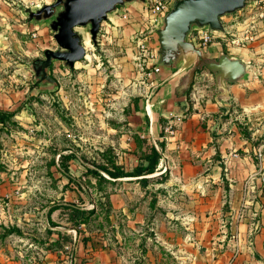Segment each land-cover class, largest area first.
Returning <instances> with one entry per match:
<instances>
[{
  "label": "rangeland",
  "instance_id": "rangeland-1",
  "mask_svg": "<svg viewBox=\"0 0 264 264\" xmlns=\"http://www.w3.org/2000/svg\"><path fill=\"white\" fill-rule=\"evenodd\" d=\"M55 1L0 0V111L13 114L0 113V264H192L199 254L208 256L211 219L198 215L193 199L212 188L181 184L178 166L171 168L160 146L190 108L169 123L160 117L157 133L147 119L161 72L156 68H162L158 29L176 0L165 14L159 3L148 11L149 0L118 6L102 22L98 45L90 25L76 27L85 57L74 68L54 60L49 79L38 83L34 60L59 44L52 19L29 21V10ZM221 20L224 31L215 34L228 41L202 45L198 27L188 39L214 56L225 52L249 64L221 110L238 124L234 148L255 167L244 180L242 202L252 225L250 241L262 230L264 210V0H246L243 9ZM153 145L163 157L149 177L166 171L163 183L143 187L136 177L112 178L102 169L131 171ZM220 178L227 183L224 173ZM79 209L89 213L79 215ZM228 233L236 244L239 230Z\"/></svg>",
  "mask_w": 264,
  "mask_h": 264
},
{
  "label": "crops",
  "instance_id": "crops-1",
  "mask_svg": "<svg viewBox=\"0 0 264 264\" xmlns=\"http://www.w3.org/2000/svg\"><path fill=\"white\" fill-rule=\"evenodd\" d=\"M155 76L157 92L151 96V103L146 105L147 119L152 125L150 131L156 130L157 133L160 117L169 123L172 116L182 115L190 108L184 121L178 123L180 127L177 132L172 136L166 134L164 156L168 158L171 168L178 166V181L181 184L188 181L193 187L212 188L207 196L201 193L194 195L193 201L200 208L198 215H208L212 226L206 233L208 256L195 255L198 259L192 264H264V210L260 219L262 230L250 241H247V236L252 225L238 218L246 191L244 180L253 174L255 167L246 152L234 148V145H238L233 143V139L237 140L239 136L238 124L224 118V109L216 103L218 90L216 85L213 89L214 75L206 70H198L189 94L185 93L183 97L178 94L179 74L176 68L162 65L161 72ZM228 86L233 94L234 86L239 85L234 82ZM155 116L157 119L154 120ZM165 121L161 122V126ZM174 122L177 123V120ZM244 149L249 150L248 147ZM208 170L212 175L210 179L202 177L203 172ZM223 173L226 184L220 178ZM225 222H232L233 226L226 225L225 228ZM235 229L239 230V240L236 241L238 249H235V241L228 238V231Z\"/></svg>",
  "mask_w": 264,
  "mask_h": 264
},
{
  "label": "water",
  "instance_id": "water-1",
  "mask_svg": "<svg viewBox=\"0 0 264 264\" xmlns=\"http://www.w3.org/2000/svg\"><path fill=\"white\" fill-rule=\"evenodd\" d=\"M133 1L145 0H56L42 8L29 10V21L52 19L59 48L47 49L45 59H36L33 68L37 82L49 79L48 69L54 60H61L74 68L77 61L86 55L81 35L75 30L79 26L90 25L92 41L98 45L101 24L118 6ZM246 6V0H176L164 17L158 29L160 42V62L166 67L178 70V94L182 97L188 91L198 70L208 68L213 74L219 90L216 101L220 106L230 100L229 84L241 81L247 75L249 64L236 56L221 52L214 56L211 49L197 48L188 39L194 27H209L224 31L222 16L234 13Z\"/></svg>",
  "mask_w": 264,
  "mask_h": 264
},
{
  "label": "trees",
  "instance_id": "trees-1",
  "mask_svg": "<svg viewBox=\"0 0 264 264\" xmlns=\"http://www.w3.org/2000/svg\"><path fill=\"white\" fill-rule=\"evenodd\" d=\"M3 114L7 115H13L12 113H5L1 112ZM164 142H160L161 149H164ZM159 148H157L155 145L151 147L150 152L144 157L143 161L139 162L131 171L125 170L124 168L117 166L114 169H108V168H102L108 175L112 178H126V177H136L140 183L142 184L143 187H148V185L152 182H158V183H163L167 180L168 178V173L162 172L160 174H156V176H151V174H155L158 170V166L160 164V161L163 157V152ZM156 199L155 196L152 199V205L155 206L156 204ZM88 210H80L78 214L79 215H87Z\"/></svg>",
  "mask_w": 264,
  "mask_h": 264
},
{
  "label": "built area",
  "instance_id": "built-area-1",
  "mask_svg": "<svg viewBox=\"0 0 264 264\" xmlns=\"http://www.w3.org/2000/svg\"><path fill=\"white\" fill-rule=\"evenodd\" d=\"M168 1H170V3H169L168 6H166L164 3H162L161 0H149L150 3L147 4L148 7H146V8H148V11H151V10H149V8L151 9V8H153V6H155L156 3H159L157 8L160 9L161 6H163L165 8V11L163 12V14H165L169 10V7L171 6V4L173 2V0H167V2ZM216 32L217 31L211 30L208 27H198L196 38L201 42L202 45L212 44L217 39H223V40H227L228 41V38H227V36L225 34H221V33L215 34ZM197 39L193 40V43L195 45H196L195 41H197ZM236 42L239 44L240 40L239 39H237V40L236 39H232L230 41V43H233V44L236 43ZM161 69H162L161 67H157L156 71L160 72ZM258 157L260 159H262V157H263L262 152L258 153ZM246 203H244V205H242V207L239 210V213H238V218L239 219H244L245 218V209L247 207Z\"/></svg>",
  "mask_w": 264,
  "mask_h": 264
}]
</instances>
